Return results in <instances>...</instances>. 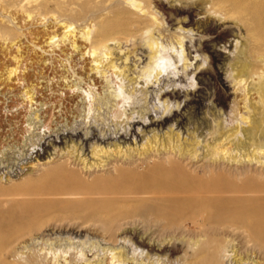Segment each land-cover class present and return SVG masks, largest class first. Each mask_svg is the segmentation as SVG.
Wrapping results in <instances>:
<instances>
[{
  "label": "rangeland",
  "instance_id": "374dc122",
  "mask_svg": "<svg viewBox=\"0 0 264 264\" xmlns=\"http://www.w3.org/2000/svg\"><path fill=\"white\" fill-rule=\"evenodd\" d=\"M131 1L157 19L159 25L151 28V34L170 65L158 82L136 84L135 91L128 82L139 83V72L148 62L142 43L147 16L125 0H0V264H108L112 251L128 254L127 264H202L190 256L191 228H182L175 218L174 225L155 229L137 217L108 214L105 200L89 203L88 197L49 195L42 190L44 177L59 169L91 180L76 159L97 163L89 154L93 146L132 150L152 134L162 138L173 131L182 143L198 138L197 149L206 154L205 141L213 143L208 128L212 120L217 118L230 129L237 122L236 114L242 113L229 71L238 50L244 52L247 46L240 25L210 15L211 0ZM111 21L120 23L111 36L115 42L109 44L111 60L125 73L104 70L94 76L86 53L97 38V28ZM62 25L75 29L77 49L61 41ZM85 31H91L88 41L81 38ZM176 37L182 39L181 48ZM182 56L190 64L187 71H182ZM209 71L219 72L220 84L207 75ZM161 88L181 90L180 98L170 101L178 111L167 125L158 123L166 116L160 115ZM219 91L227 95L223 105L217 100ZM26 94L32 96L31 102ZM190 99H202L204 105H187ZM128 116L132 121L143 119L144 125L127 127ZM73 146L78 153L67 164L62 158ZM207 159L200 158L198 164L205 165ZM103 160L107 165L116 158ZM220 164H224L220 171L228 176L241 170L247 178L263 182L264 169ZM232 246L241 254V262L230 252ZM135 250L137 263L130 260ZM254 257L234 242L225 249L221 264H251Z\"/></svg>",
  "mask_w": 264,
  "mask_h": 264
},
{
  "label": "bare ground",
  "instance_id": "6f19581e",
  "mask_svg": "<svg viewBox=\"0 0 264 264\" xmlns=\"http://www.w3.org/2000/svg\"><path fill=\"white\" fill-rule=\"evenodd\" d=\"M125 1L138 12L146 13L139 9L140 5L136 2ZM207 12L219 22L239 24L247 42L246 50H238L229 65L231 84L240 94L242 104V113L239 111L236 114L237 103L233 102L232 111L237 120L233 127L226 129L217 118L212 120L208 128L209 141L213 143L205 141L203 149H206V154L199 153L198 138L192 136L182 143L179 134H174L173 131L165 133L162 138L152 134L132 150L127 148L124 151L119 146H114L113 150L93 146L89 154L98 160L97 163L89 165L85 163V159H76L83 166L81 170L91 180L84 181L66 169H59L44 177L42 190L49 195L88 197L89 203L91 200H105L107 203H104L103 209L108 214L121 212L127 214L128 219L137 217L141 224L155 229L162 230L174 225L175 218L182 228H191L192 236L188 233L190 256L202 264H221L225 249L234 242L256 256L251 264H264V179L261 182L256 177L247 178V173L243 174L241 170V173L228 176L219 169L224 165L220 162L235 164L236 167L244 164L249 168L256 166L264 169V0H211ZM146 16L147 28L142 43L148 51V62L139 72L140 82H128L133 91L137 89L136 84H147L151 79L150 82H158L170 66L160 56V45L151 34V28L159 25L157 19L149 14ZM119 27V22L111 21L103 22L97 28V38L90 43L86 53L91 59L90 71L94 76L103 75L104 70L116 74L119 72V75L123 73L124 70L120 71L116 62L111 60L113 49H109V44L115 42L111 36ZM62 28L61 41H67L71 49H77L75 29L63 25ZM90 35L91 31H85L81 33V38L88 41ZM220 36L221 34L218 35ZM52 38L51 41L54 40ZM176 43L181 48L182 39L176 37ZM233 49L237 51V45ZM217 57L214 55L213 60ZM127 60L128 57L124 55V63ZM180 62L182 71H187L190 67L187 59L182 56ZM207 75L220 84L219 72L209 71ZM184 91L183 94L186 92ZM180 92L176 88L159 90L158 100L162 104L160 115H166L158 122L160 125L169 122L177 113L178 107L175 110L170 106V101L179 99ZM25 97L30 102L33 100L29 94ZM114 97L117 99L119 95ZM226 97V94L219 91L217 100L223 105ZM187 105L199 108L204 105V100L190 99ZM125 120L127 127L144 125L143 119L132 121L128 116ZM123 136L125 137L121 135L119 138ZM76 153V147L73 146L62 159L69 164ZM110 157L116 160L105 165L106 161L103 159ZM204 157H208V161L200 166L199 159ZM133 203H137L136 206H132ZM230 248L232 255L238 257L237 262H241V254L238 255L233 246ZM136 251H133L130 260L137 263L134 258ZM140 255L142 252L137 254L139 257ZM109 256L108 264H127L124 262L129 260V255L123 251H112ZM257 256H261V260ZM138 264H142V261Z\"/></svg>",
  "mask_w": 264,
  "mask_h": 264
}]
</instances>
